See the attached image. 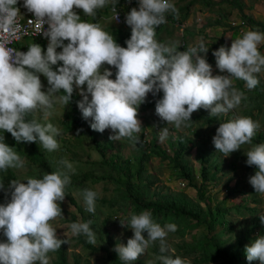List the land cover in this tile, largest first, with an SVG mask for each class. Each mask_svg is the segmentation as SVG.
Returning a JSON list of instances; mask_svg holds the SVG:
<instances>
[{"label": "clouds", "instance_id": "9594fccd", "mask_svg": "<svg viewBox=\"0 0 264 264\" xmlns=\"http://www.w3.org/2000/svg\"><path fill=\"white\" fill-rule=\"evenodd\" d=\"M18 3L19 0H0V30L15 31L18 27L21 13ZM117 3L118 0H23L28 12L25 14H32L39 25L38 34L44 37L21 41L26 39L30 44L33 39H48V44L45 42V50L41 44L32 43L27 51L23 47L28 44H20L21 41L16 44L19 50L0 44V131L11 133L17 143L39 141L49 152L57 150L59 144L55 137L60 130L52 123L41 124L26 117L39 108L45 110L46 119L51 114L47 110L54 102L68 105L77 89L82 97L77 102L78 108L83 118H92L93 130L103 133L111 129L110 140L126 137L133 143L139 142V136L134 134L140 133L144 142L150 139L143 140L139 107L149 93L155 96L163 92L162 98L155 102V114L162 122L180 129L200 109L208 110L209 116H218L237 108L244 94L233 87V77L245 81L248 89L258 85L256 74L264 70V55L258 46L264 43V33L248 30L233 39L230 47L222 45L214 50L217 68L227 75H213L206 59L208 46L203 41L186 51H177L175 44L156 40L155 29L167 22L166 13L178 16L171 0H138V7H132L133 0H125L122 5ZM124 3L130 8L126 17L124 14V22L112 23L121 26L126 22L130 26L126 47L118 44L99 23L82 20L77 11L95 17L97 9L111 4L109 8L113 6L117 19L115 7L124 13ZM105 64L116 69L115 79L111 78L110 68H103ZM41 75L47 79L46 91ZM61 92L64 94L56 95ZM259 128V122L250 116H236L219 123L212 143L228 157L242 145L251 144ZM167 133V128L162 129L161 140ZM245 154L246 164L256 167L249 183L256 193L264 195V143L253 145ZM59 164L62 168L42 178L9 183L6 195L10 192V199L0 203V230L7 237L6 242H0V264H49L48 253L67 243L58 238L50 221L62 215L60 202L66 196L69 173L75 169L66 159ZM23 165L20 155L5 142L4 135L0 136V170L6 172ZM4 188L0 183V189ZM83 196L86 211L94 213L98 193L85 189ZM260 220L264 223V214ZM91 223V220L74 222L70 225L71 232L84 234L90 244H95ZM120 223L133 231L126 245L114 248L126 264L138 260L149 244L156 241L160 242V252H167L166 237L177 230L175 223L162 227L155 222L150 210L133 214L128 224ZM245 251L249 262L258 260L264 264V236H257L245 246ZM158 259L162 264H190L180 256L161 255Z\"/></svg>", "mask_w": 264, "mask_h": 264}, {"label": "rangeland", "instance_id": "374dc122", "mask_svg": "<svg viewBox=\"0 0 264 264\" xmlns=\"http://www.w3.org/2000/svg\"><path fill=\"white\" fill-rule=\"evenodd\" d=\"M239 1L242 3L244 14L264 23V0ZM171 2L178 9L177 17L180 19V23H163L155 30L156 40L166 45L175 44L177 51H186L189 47L198 46L203 41L205 46H208L206 59L212 66L213 75H227L226 72L220 73L217 68L213 51L222 45L230 47L233 39L242 36L248 30H254L253 28H256V26L247 23L241 24L242 18L239 11L225 0H171ZM133 4L132 7H138V0H133ZM125 5L124 3L123 6ZM17 6L20 8L21 13H23L21 11L23 9L26 11L23 7V0H19ZM125 7L124 14L126 17L130 8ZM104 8L100 9L102 14L96 23H99L105 31L109 32L118 44L126 47L125 38H120L111 33L110 27L113 26V23ZM77 11L82 20L90 22V17L86 16L82 10ZM181 23H184L185 27H180ZM121 27L131 29L126 22ZM26 42L29 41L24 39L20 44ZM44 42L48 44V39ZM258 48L261 54L264 55V43H261ZM201 55L205 54L202 53ZM103 68H110L113 73L111 78L115 79L116 69L114 67L105 64ZM103 68L101 72H103ZM256 75L259 83L253 89H248L245 81L232 78L233 87L244 94V98L237 108L230 110L227 114L218 116H209L208 110L202 109L206 111L205 116L197 117L200 110L195 111L191 120L185 122L187 126L182 125L180 129L162 122L155 114V102L162 98L163 92L161 91L155 96L149 93L146 102L139 107L141 132L144 139H150L149 143H145V145L133 143L126 137L114 141L109 139L112 134L111 129H106L103 133L96 131L98 139L106 146V161L102 159L100 153L96 150L90 135L80 129L77 122L74 121V116H79L85 124L90 125L92 122L91 117L83 118L82 112L78 108L77 102L82 99L79 90L74 89L76 109L56 101L53 107L47 110L51 114L46 119L45 110L43 109L38 108L30 113V117L39 123H52L60 130V134L55 137L59 147L57 150L49 152L37 141L48 164V167L45 168L29 160L23 153L26 149H29V143L21 142L20 150L12 146L24 161V165L20 168L10 169L25 183L28 178L39 179L46 173L62 168L59 161L64 159L68 160L75 169L74 172L69 173L70 183L65 188L66 196L60 202L64 212L50 221L51 226L56 229L58 238L67 240V243L62 244L57 251L48 253L49 264H126L118 258L114 248L119 244L126 245L127 240L133 236V231L128 227H123L120 223L122 221L128 224L133 210L130 201L126 197L124 186L113 179H122L124 174L121 169L111 164L112 160L125 158L129 159L127 170L133 173L135 180L138 179L136 172H142L141 183L148 186V196L154 192L160 194L180 192L192 201L199 203L202 208H204V202L212 207L215 204L226 207L228 211L223 214V218L228 222H220L215 226L217 231H222L219 238L226 245L237 242L240 238L245 239V244L249 245L254 240L252 236H260V231L264 230V223L260 220V215L264 214V195L256 193L249 183V177L255 174V168L254 165L249 166L246 164L247 156L245 154L254 144L252 142L251 144H244L241 149L231 153L228 157H224L221 152L215 149L212 143V138L219 123L240 115L250 116L253 120L258 121L260 128L257 132L264 131V70ZM40 78L44 84L43 90L46 91L48 87L47 79L43 75ZM56 95L59 96V93ZM164 128L168 129V133L167 137L161 140L162 129ZM2 135H4L6 143L13 142L14 139L8 132L3 133L0 131V136ZM134 135H138L139 139L141 137L140 133ZM179 136L188 138L189 142L192 143L182 154V157L191 166L193 181L196 185L200 181V168L197 159L198 148L202 147L206 150L205 153L210 155V161H208L210 176L209 179L203 181L198 193L196 187L189 185L180 175L178 168L168 158L161 157L160 152H157L160 147L170 155L171 147L168 140L172 142ZM143 149L146 150L148 157L143 167L137 170L139 163L136 156L142 153ZM216 165L219 166L217 170L215 169ZM4 173L5 171L0 170V177ZM96 176L101 177L95 179ZM85 189L98 193L94 213L86 211L83 196ZM69 196L74 200V203L69 200ZM9 199L10 192L6 195V192L0 189V203H6ZM236 206L239 207V210L236 209ZM78 207L81 208V211L78 210ZM250 209L254 211L251 212ZM142 211L136 214L138 215ZM73 214L76 216V222L92 221L90 228L96 235V243L91 244V248L81 243L77 235H73L71 232L70 225L75 222L72 219ZM168 223L177 225L176 221L172 222L169 219L165 225ZM202 228L204 226L196 225L192 221H190V224H186L185 228H180L177 225V230L169 232L166 237L168 248L166 253L172 254L173 258L180 256L182 259L190 261V264H214L217 260L201 261L197 259V246L194 248L192 246L189 248L181 247L196 240L204 241L206 238L203 236L205 232ZM247 231L249 237H251L249 239L244 237ZM143 234L145 237L147 236L146 232ZM262 236H264V233ZM3 237V230H0V242H2ZM83 237L87 240L86 235L83 234ZM60 254L64 257V262L60 261ZM161 255L163 254L160 252V242L156 241L149 244L138 260L127 264H162L158 259ZM250 264H260V262L254 260Z\"/></svg>", "mask_w": 264, "mask_h": 264}, {"label": "trees", "instance_id": "16d2710c", "mask_svg": "<svg viewBox=\"0 0 264 264\" xmlns=\"http://www.w3.org/2000/svg\"><path fill=\"white\" fill-rule=\"evenodd\" d=\"M227 3H231L234 7L237 8L241 15V24L247 23L251 26H256V28H253L255 31H259L261 33H264V23L262 21L255 20L251 16L243 13V6L241 1L239 0H225ZM123 0H118V3L116 5H122ZM106 6L104 9L105 11L108 10L109 6ZM101 10H96V16L90 17V22L96 23L98 18L101 16ZM166 21L167 22H179L180 19H178L177 16H174L171 12L166 13ZM162 25V24H161ZM161 25L157 26L155 30H157ZM111 33L115 34L116 36L120 38H125L126 40L130 38L131 35V29L122 28L121 26H116L113 24V26L110 27ZM32 43H39L41 46L46 50L47 44L43 40L39 39H33L30 44ZM25 45L23 47V51H27V47L30 45ZM62 63V62H59ZM56 66H54L55 68ZM64 93L61 92L59 95H63ZM75 90L73 92L72 99L68 105H70L73 109L75 108ZM206 111H203L200 109L199 114L197 117L205 116ZM28 120H32L30 117V114L26 117ZM74 121L77 122L80 129L87 132L91 139L94 142V145L96 147V150L100 153L103 160L106 161V146L100 142L97 136V132L93 130L90 125L85 124L83 120L79 116H74ZM11 135V133H9ZM12 136V135H11ZM14 139V138H13ZM141 139V140H140ZM139 144L145 145V143H149V141L142 142V138L140 137ZM144 143V144H143ZM252 143L260 144L264 143V131L256 132L255 136L252 138ZM10 146H14L15 149L20 150V143H17L14 139L13 142L7 143ZM168 144L171 147V154H167L163 148H158L157 152H160V156L163 158H168L172 164L178 168L180 175L187 181V183L193 187H196L197 193L200 190V186L202 185L203 181L206 179H209L210 173H209V163L210 161V155L208 153H205L206 150H204L202 147H199V153L197 154V159L199 162V168H200V181L199 184L196 185L195 181H193V171L192 168L187 162L183 159L182 154L187 150L188 147L191 146L192 143L189 142V139L184 136H179L174 139V141L168 140ZM160 150V151H159ZM26 157L29 158V160L38 163L45 168L48 167L47 161L45 159V155L43 151L41 150L39 144L37 142H31L29 143V149H26L24 152ZM148 154L146 153V150L143 149L142 153H139L136 156V160L139 163V166L137 167V170H140L143 167V164L145 160L147 159ZM111 164L115 167H118L121 169V171L124 174V177L122 179L119 178H113L116 181H119L124 186L125 194L128 200L130 201L132 205L133 214H136L144 209L150 210L152 213V218L155 222L159 223L161 226L165 225L166 221L169 219L172 222H177V225L180 226V228H185L186 224H190V221H192L196 225H202L204 228V238H206L204 241L196 240L193 243H189V245H183L181 247H198L197 255L199 260L201 261H208V260H217L214 264H250V262L246 258V251H245V239L243 238L239 239L237 242H232L229 244H225L222 239L219 238L221 230L217 231L215 229V226L217 223H225L228 222L223 218V214L228 211L226 207H224L221 204H215L213 207L210 206L208 203L204 202V208L201 207V205L195 201H192L191 199L187 198L184 194L178 193H156L147 195L149 193L148 186L145 184H142V172L137 171L136 176L138 177L137 180L133 178V173L129 170L128 164L129 159H118V160H112ZM255 171L256 167L254 166ZM216 170L219 169V166L216 165ZM101 177V176H100ZM100 177H95V179H98ZM133 178V179H132ZM12 180H19L21 181L15 173L9 168L3 175L0 177V183L4 185V191L6 192V189L8 188L9 183ZM22 182V181H21ZM147 190V191H146ZM69 200L74 203V200L69 196ZM61 210L64 212V208L62 206ZM236 209L239 210V207L236 206ZM78 210L81 211V208L78 207ZM251 212L254 210L250 209ZM132 214V215H133ZM72 219L76 222V216L73 214ZM83 223V222H82ZM214 232L211 235H206L208 233ZM261 235L264 233V230L262 229ZM258 235L252 236L253 239H255ZM79 241L83 243L87 247H92L91 244L88 243L86 238L83 237V234L77 235ZM245 238H251L249 237V232H246ZM7 237L4 235L2 242H6ZM163 255H172L168 253H162ZM60 261L64 262V257L60 254ZM196 258V257H195ZM220 259V260H219ZM130 263V262H127Z\"/></svg>", "mask_w": 264, "mask_h": 264}, {"label": "built area", "instance_id": "2783aa9c", "mask_svg": "<svg viewBox=\"0 0 264 264\" xmlns=\"http://www.w3.org/2000/svg\"><path fill=\"white\" fill-rule=\"evenodd\" d=\"M113 6L109 8V17L111 21L115 24H121L124 22L123 10L119 7H115L117 11L118 18L115 19L116 12L112 10ZM18 27L13 31L10 29L8 32L0 30V44H3L7 49L19 50L16 46L18 42L23 40V38H43L42 34H38L39 25L35 21L31 13L29 14H19L17 19ZM47 25L45 24V28ZM180 27H185L184 23L180 24ZM61 50V49H60ZM59 50V51H60ZM143 140H146L143 138Z\"/></svg>", "mask_w": 264, "mask_h": 264}, {"label": "crops", "instance_id": "0c3cea01", "mask_svg": "<svg viewBox=\"0 0 264 264\" xmlns=\"http://www.w3.org/2000/svg\"><path fill=\"white\" fill-rule=\"evenodd\" d=\"M18 4H19V3H18ZM21 11L23 12V14L28 13L27 10L25 11L24 9L21 10Z\"/></svg>", "mask_w": 264, "mask_h": 264}]
</instances>
